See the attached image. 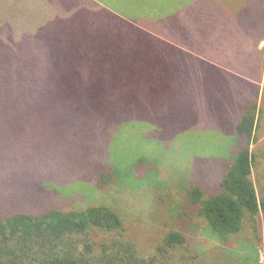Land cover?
<instances>
[{"label":"trees","instance_id":"16d2710c","mask_svg":"<svg viewBox=\"0 0 264 264\" xmlns=\"http://www.w3.org/2000/svg\"><path fill=\"white\" fill-rule=\"evenodd\" d=\"M38 1L0 0V14H7L5 24L0 22L3 25L0 31L9 32L12 17L35 19ZM224 1L48 0L47 3L52 5L50 25L57 27L58 36L67 34L65 27L75 33L86 30V41L92 44L99 39L101 50L111 53L108 55L111 61L115 54L122 57L127 53V60L141 65L143 55H139L140 51L135 55L137 49L132 48L140 40L149 53L155 54L156 67L164 66L170 71L175 62L172 59L175 48L182 49L175 45L191 47V41H204L201 44L207 47L215 42V25L220 22ZM240 5L237 17L244 20L242 10L247 6L244 2ZM77 9L81 17L77 16ZM256 9L252 6L251 16H255ZM68 20L70 25L65 24ZM197 21H203L202 26ZM162 36L165 39L159 40ZM166 39L176 44L169 45ZM41 43L43 46L34 47L46 49L45 46L51 45L62 59H73L76 55V49L70 52L66 43L49 44L48 40ZM225 43L226 52H218L224 65L218 68L207 62L201 77L231 87L232 94L239 85L233 81L241 82L244 101L250 95L245 87L261 76L264 63L252 57L251 44L250 48L237 51L238 46L234 52L231 46L235 39L228 38ZM116 50L122 52L115 53ZM214 57L213 52L207 55L210 62ZM192 59L191 56L185 60ZM41 70L42 67L31 65L29 75H38ZM191 71L193 65L189 64L184 74ZM240 105L243 112L232 135L241 139L242 144L234 147L229 158L222 159L225 162H221L224 165L220 166L217 187L196 181V176L186 171L183 154L177 155L180 156L177 159L174 154L164 155L162 151H169V147L155 152L149 146L125 143L118 130L81 133L73 116L61 115V122H67V135L81 144L79 150L83 152L78 159L84 163L78 168L89 169L93 173L91 181L81 179L67 185L71 187L68 193L76 197L75 205L67 208L9 214L0 211V264H258L255 237L259 217H264V181L260 180L258 191L252 179L257 158L250 145L257 140L260 114L256 103ZM52 184V188H67ZM132 218L141 229L158 231L152 250L139 244L129 224Z\"/></svg>","mask_w":264,"mask_h":264},{"label":"rangeland","instance_id":"374dc122","mask_svg":"<svg viewBox=\"0 0 264 264\" xmlns=\"http://www.w3.org/2000/svg\"><path fill=\"white\" fill-rule=\"evenodd\" d=\"M47 2L38 1L35 19L12 17L9 32L0 31V87L3 88H0V211L3 214L73 206L76 197L68 193L71 187L67 185L81 179L91 181L93 173L78 168L84 163L78 159L81 157L78 154L83 152L79 150L81 144L67 135V122H61V115L73 116L81 133L118 130L125 143L149 146L155 152L169 147V151H162L164 155L174 154L173 158L177 159L180 157L177 155L183 154L186 171L195 175L196 181L217 187L220 166L224 165L221 162H225L222 159L229 158L234 147L242 144L241 139L232 135L243 112L240 104L256 103L259 125L255 132L257 140L250 149L257 158L252 179L259 191L258 185L264 181V69L254 84L245 87L250 95L243 101L241 82L233 81L239 85L232 94L231 87L201 77L203 65L194 59L185 60L203 53L204 41H191L192 46L185 50L175 48L172 55L175 62L170 71L164 66L156 67L155 54L149 53L140 40L132 48L137 49L135 55L139 51L143 55L141 65L127 60V53L122 57L116 55L120 50L115 51L111 61L108 56L111 53L101 50L99 39L92 44L86 41V30L75 33L65 27L67 34L58 36L57 27L50 25L53 9ZM245 5L242 13L251 27L253 4ZM76 11L81 17L79 10ZM6 17L7 14H0V22L5 24ZM197 22L202 26L203 21ZM65 24L70 25V21ZM47 40L49 44L66 43L70 52L76 49V55L73 59H62L51 45L45 46L46 49L34 47L43 46L41 42ZM260 41L264 63V39ZM96 50L100 52L96 54ZM189 64L194 71L184 74ZM31 65L42 67L41 73L29 75ZM50 184L67 188L56 189ZM129 222L141 247L152 250L158 231L141 229L134 218ZM255 238L258 264H264L263 216L259 217Z\"/></svg>","mask_w":264,"mask_h":264},{"label":"crops","instance_id":"0c3cea01","mask_svg":"<svg viewBox=\"0 0 264 264\" xmlns=\"http://www.w3.org/2000/svg\"><path fill=\"white\" fill-rule=\"evenodd\" d=\"M241 2H244V4L248 2L246 4H249V5L253 4L252 6H254V8L258 7V9L254 11L255 16H251V21H252L251 27L247 25L246 19L243 20L242 18L241 20L237 17V14L239 13L238 8H241V5H240ZM262 2H264V0L224 1L223 4L225 6L222 11L220 22L219 24L215 25V33H216L215 42L212 43V45L209 44L207 47H205L204 51H202L203 53L195 54L191 56L197 61L198 64H200L201 67H202L201 63L203 60L204 61L203 66L209 63L215 67L221 68L223 63L219 61L220 59H219L218 52L219 53L223 51L226 52V47L228 46V44L225 43L226 40L228 38H234L235 39V43L233 44L234 46L230 45L231 47L235 49L234 52H236V47L238 46L239 47L237 48V51L242 48H245V49L250 48L249 44H251L252 49L254 50V54H252V57L256 56L262 62L263 60L260 57V51H261L260 44L262 43L260 40L263 41L264 39V7L263 5L261 6ZM154 36H155V33H154ZM165 41L169 45L174 46L176 44L174 41H170L168 39H166ZM175 46L182 48V50L187 49L186 47H181L180 45H175ZM212 52H213V55H215L214 61H213L214 63L210 62L207 59V55L212 54ZM229 53H233V52H229Z\"/></svg>","mask_w":264,"mask_h":264},{"label":"built area","instance_id":"2783aa9c","mask_svg":"<svg viewBox=\"0 0 264 264\" xmlns=\"http://www.w3.org/2000/svg\"><path fill=\"white\" fill-rule=\"evenodd\" d=\"M261 257H263V255H261Z\"/></svg>","mask_w":264,"mask_h":264}]
</instances>
